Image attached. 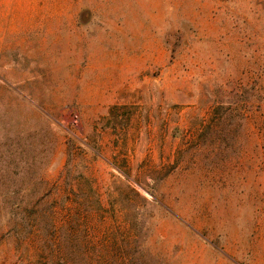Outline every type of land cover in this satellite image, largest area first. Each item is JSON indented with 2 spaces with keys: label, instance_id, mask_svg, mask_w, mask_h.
Instances as JSON below:
<instances>
[{
  "label": "rangeland",
  "instance_id": "obj_1",
  "mask_svg": "<svg viewBox=\"0 0 264 264\" xmlns=\"http://www.w3.org/2000/svg\"><path fill=\"white\" fill-rule=\"evenodd\" d=\"M0 264H264V0H0Z\"/></svg>",
  "mask_w": 264,
  "mask_h": 264
},
{
  "label": "built area",
  "instance_id": "obj_2",
  "mask_svg": "<svg viewBox=\"0 0 264 264\" xmlns=\"http://www.w3.org/2000/svg\"><path fill=\"white\" fill-rule=\"evenodd\" d=\"M74 122H76V118H74Z\"/></svg>",
  "mask_w": 264,
  "mask_h": 264
}]
</instances>
